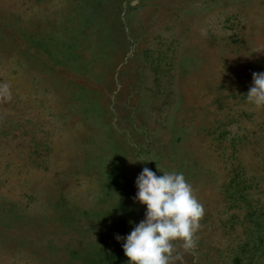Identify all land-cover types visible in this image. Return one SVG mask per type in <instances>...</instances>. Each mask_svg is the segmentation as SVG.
<instances>
[{
    "label": "rangeland",
    "instance_id": "1",
    "mask_svg": "<svg viewBox=\"0 0 264 264\" xmlns=\"http://www.w3.org/2000/svg\"><path fill=\"white\" fill-rule=\"evenodd\" d=\"M254 72L264 0H0V264H128L145 167L204 207L182 264H264Z\"/></svg>",
    "mask_w": 264,
    "mask_h": 264
},
{
    "label": "clouds",
    "instance_id": "2",
    "mask_svg": "<svg viewBox=\"0 0 264 264\" xmlns=\"http://www.w3.org/2000/svg\"><path fill=\"white\" fill-rule=\"evenodd\" d=\"M252 77L246 99L255 107L264 108V72H254ZM11 98L10 85L0 82V100ZM162 173L158 176L145 167L136 177L137 192L133 199L146 206L144 219L128 235L116 237L124 241L122 247L128 264H182L176 242L184 250L196 246L194 235L200 227L204 207L182 172Z\"/></svg>",
    "mask_w": 264,
    "mask_h": 264
},
{
    "label": "trees",
    "instance_id": "3",
    "mask_svg": "<svg viewBox=\"0 0 264 264\" xmlns=\"http://www.w3.org/2000/svg\"><path fill=\"white\" fill-rule=\"evenodd\" d=\"M252 209H254L252 212V222L257 223L256 221H260V219L264 217V208L260 205L259 201H255V207L253 208L252 206Z\"/></svg>",
    "mask_w": 264,
    "mask_h": 264
}]
</instances>
